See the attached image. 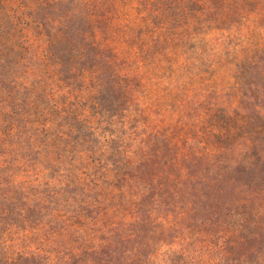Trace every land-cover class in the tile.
Instances as JSON below:
<instances>
[{"label":"trees","instance_id":"16d2710c","mask_svg":"<svg viewBox=\"0 0 264 264\" xmlns=\"http://www.w3.org/2000/svg\"><path fill=\"white\" fill-rule=\"evenodd\" d=\"M196 4L187 45L250 17L262 43L235 65L245 83L232 105L195 122L185 109L175 126L140 100L139 31L153 13H124L119 0H0V264H264V0ZM152 36L148 50L173 41ZM175 233L220 258L187 257L167 242ZM254 238L253 259L229 258Z\"/></svg>","mask_w":264,"mask_h":264},{"label":"rangeland","instance_id":"374dc122","mask_svg":"<svg viewBox=\"0 0 264 264\" xmlns=\"http://www.w3.org/2000/svg\"><path fill=\"white\" fill-rule=\"evenodd\" d=\"M119 1V7L124 13H127L130 7L135 5L138 7L137 12L139 15H143L146 11L154 14L153 16L150 15L152 23L142 24L146 25L145 30L141 29L139 31V33H147L149 36V38L144 39L143 43L142 41L139 43V51L141 52L139 59L142 61V68L139 72L143 77L142 80L146 83V88L143 92L139 91V94L140 100L146 103V106L157 105L158 120L164 118L168 123L175 121L174 125L176 126L177 121L180 119L177 116L182 114L185 109L191 110L189 121L195 122L200 114L204 112V109L210 107V105L219 108L222 105H232V99L241 91V88L237 86L238 83H241V85L245 83L235 80L239 78L235 73V65L256 53L262 43V32L258 31L250 35L251 37L246 32L248 23L251 24L252 21L251 17L246 21L238 18L235 23H232L233 25L222 26L226 32L223 34L224 37L220 36V38L212 29L213 27L203 28L199 34L203 35L202 32L207 33L209 31L206 37H200V42L197 44L188 43L187 45L184 42L186 40L184 35L186 34L183 31H189L188 24L192 23L193 13L199 10V5L196 2L201 0H191V4L189 0L180 2L178 0ZM185 7L188 9L187 13L184 12ZM155 11L160 14H155ZM172 17L175 19L168 31L165 32V28L160 29L162 26L165 27ZM243 23L246 24L245 27H241ZM133 28L134 26H131L132 31H134ZM152 33H155L156 37L168 35L173 41L165 44L158 43L154 49L148 50L151 41L155 40L152 38ZM246 36L249 37L248 40ZM222 39L225 40L224 44ZM186 46L190 47V51L186 54L185 60L187 61L181 66L178 53L181 49L186 53L189 49ZM199 49L205 50L201 61L197 58ZM160 50L165 53L164 62L157 63L158 56L155 53ZM243 89V93L247 96L245 88ZM185 102L186 106L183 104ZM187 121L188 119L184 120V123ZM167 126L169 125L165 121V127ZM170 130L179 132V129L174 126H171ZM243 181H247V179L243 178ZM254 186L257 187V183H254ZM260 186L261 189H264V182H261L258 187ZM234 187L240 186L234 185L231 189H234ZM262 198L264 199V196ZM261 235V238H264V232ZM261 238H254L246 243L241 242L235 248H229L228 251L232 255L229 258L238 259L246 256L248 259H253L256 256L255 250L260 248L259 241ZM167 242L174 244L177 250L187 251L185 255L189 258L203 260L208 259V257L220 258L221 256L209 254L206 247L199 250L192 243V240L187 239L186 236H180V234L170 235ZM169 258L165 251L160 253V261L168 262ZM175 259L174 256L173 260ZM33 263L34 261L30 260L23 264Z\"/></svg>","mask_w":264,"mask_h":264}]
</instances>
